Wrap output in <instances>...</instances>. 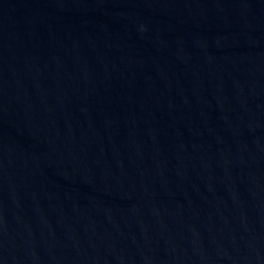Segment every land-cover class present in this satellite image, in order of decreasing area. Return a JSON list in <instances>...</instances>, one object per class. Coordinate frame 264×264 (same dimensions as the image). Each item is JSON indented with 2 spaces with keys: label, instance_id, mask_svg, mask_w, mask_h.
Masks as SVG:
<instances>
[{
  "label": "water",
  "instance_id": "obj_1",
  "mask_svg": "<svg viewBox=\"0 0 264 264\" xmlns=\"http://www.w3.org/2000/svg\"><path fill=\"white\" fill-rule=\"evenodd\" d=\"M0 264H264V0H0Z\"/></svg>",
  "mask_w": 264,
  "mask_h": 264
}]
</instances>
